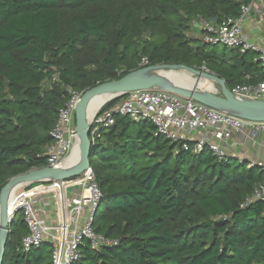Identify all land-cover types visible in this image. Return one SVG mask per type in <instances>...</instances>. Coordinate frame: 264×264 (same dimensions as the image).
I'll use <instances>...</instances> for the list:
<instances>
[{"label":"trees","instance_id":"trees-1","mask_svg":"<svg viewBox=\"0 0 264 264\" xmlns=\"http://www.w3.org/2000/svg\"><path fill=\"white\" fill-rule=\"evenodd\" d=\"M250 1L0 0V189L48 164L42 153L69 90L120 78L142 57L204 66L229 88L264 80L254 51L207 48L188 34L199 31L195 16L218 23ZM154 131L150 121L116 116L91 146L102 194L92 228L115 243L94 249L83 239L72 264H264V203L244 204L261 167L207 148L192 153ZM27 233L18 209L2 264H52L50 242L23 252Z\"/></svg>","mask_w":264,"mask_h":264},{"label":"built area","instance_id":"built-area-1","mask_svg":"<svg viewBox=\"0 0 264 264\" xmlns=\"http://www.w3.org/2000/svg\"><path fill=\"white\" fill-rule=\"evenodd\" d=\"M245 24L260 29L259 43L246 36ZM191 26L200 31L203 43L239 48L241 52L254 51L257 53L256 60L264 69V0H251L241 6L239 16H227L218 23L195 16ZM147 64L148 60L142 57L139 66ZM202 69L209 71L204 66ZM230 91L237 98L264 99V80L256 84H236ZM69 92L71 96L59 110L56 124L49 131L53 143L45 147L42 153L47 157V166L62 167L77 142L74 112L81 93L73 90ZM117 97L106 109L100 107L89 120L91 146L99 143L102 130L113 126L116 116H127L132 121H150L155 127V135L180 141L183 149L192 153L207 148L218 159L235 157L239 161L243 160L231 147L229 138L232 131L238 136V143L252 141L264 146V121L243 119L160 87L131 90ZM249 165H258L264 172V163ZM50 197L55 206L53 225L48 224L44 216L48 211ZM101 197L90 166L72 178H49L24 183L18 189L11 207V214L18 209L22 211L28 227V233L21 241L23 252L43 242H50L52 264H72L80 258L79 247L83 239H88L94 249L101 245H113L114 241L96 233L92 228L93 213ZM256 200L264 203V179L244 204Z\"/></svg>","mask_w":264,"mask_h":264},{"label":"water","instance_id":"water-1","mask_svg":"<svg viewBox=\"0 0 264 264\" xmlns=\"http://www.w3.org/2000/svg\"><path fill=\"white\" fill-rule=\"evenodd\" d=\"M184 70L198 77H206L213 84H217L214 91H203L186 89L174 85L163 75V72ZM160 71L162 73H160ZM160 87L173 91L182 96L192 98L204 104L231 112L240 118L252 121H264V99H243L235 97L230 88L226 86L225 80L210 71L203 70L179 63H156L139 67L130 71L120 78L101 82L83 91L75 106L74 124L78 137L79 157L76 163L70 167L42 166L30 169L24 173L11 177L0 189V264L3 261V253L7 240L8 225L11 221V207L8 205L9 193L12 186L17 183H30L44 179L54 178L64 180L81 174L89 163V152L91 142L89 138V117L87 107L90 100L97 95L108 97L100 107L107 101L131 90ZM99 107V108H100ZM95 212V211H94ZM94 215V213H93Z\"/></svg>","mask_w":264,"mask_h":264},{"label":"bare ground","instance_id":"bare-ground-1","mask_svg":"<svg viewBox=\"0 0 264 264\" xmlns=\"http://www.w3.org/2000/svg\"><path fill=\"white\" fill-rule=\"evenodd\" d=\"M180 71V72H179ZM181 72H184L186 74H189L192 76V74L190 72H186L184 70H177V71H173V72H161L163 75H165L168 80H170V82L174 85L186 88V89H198V90H203V91H214L212 89H202V88H198L195 85V81H190L187 79V77H185ZM195 77V76H193ZM195 78H206V77H195ZM208 79V78H206ZM210 80V79H208ZM211 81V80H210ZM108 97L106 96H101V95H97L94 96L87 107V113H88V117L89 119L96 113V111L99 109V107L102 105V103L107 99ZM79 157V152H78V137H77V142L74 145V148L72 149V154L65 160L64 164L62 167L67 168L70 167L71 165H73L74 163H76V161L78 160ZM24 183H17L14 186H12V188L10 189V193H9V201H8V205H10V207H12L14 205V198L16 196V193L18 192V189L23 185ZM15 195V196H14ZM14 197V198H13ZM13 198V200H12ZM12 201V202H11Z\"/></svg>","mask_w":264,"mask_h":264},{"label":"crops","instance_id":"crops-1","mask_svg":"<svg viewBox=\"0 0 264 264\" xmlns=\"http://www.w3.org/2000/svg\"><path fill=\"white\" fill-rule=\"evenodd\" d=\"M197 28V27H196ZM195 29V28H194ZM260 29L250 28L247 24L244 26V33L249 38V40L259 43V32ZM238 136L231 132V136L229 141L231 143V147L234 153L237 156H240L244 161H247L249 164L251 163H264V146L261 143H254L252 141L247 142L246 144L238 143ZM235 158V157H234ZM49 199L48 211L46 213L45 218L48 224L53 225L55 223L54 216V205L52 204L51 197Z\"/></svg>","mask_w":264,"mask_h":264},{"label":"rangeland","instance_id":"rangeland-1","mask_svg":"<svg viewBox=\"0 0 264 264\" xmlns=\"http://www.w3.org/2000/svg\"><path fill=\"white\" fill-rule=\"evenodd\" d=\"M190 36H192V37H198L199 39L201 38V33L199 32V31H194V30H192V33H188ZM201 42V41H200ZM212 45H209V44H207L206 45V47L207 48H210ZM217 48L218 49H221L222 48V45L221 44H218V46H217ZM180 72V71H179ZM185 77H187V79L188 80H190V81H192V83H193V81H195V85L198 87V88H202V89H212V90H216L217 89V84H213V82L212 81H210V80H208V79H206V78H195V77H198V76H196V75H189V74H186V73H184V72H181ZM193 76H195V77H193ZM15 196V195H14ZM14 198V197H13ZM13 198H12V200H13ZM12 202V201H11Z\"/></svg>","mask_w":264,"mask_h":264}]
</instances>
